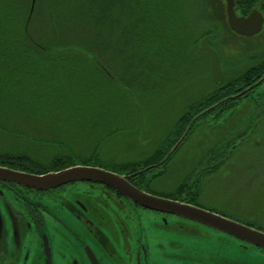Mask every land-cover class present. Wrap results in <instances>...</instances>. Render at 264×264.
Returning <instances> with one entry per match:
<instances>
[{
	"label": "rangeland",
	"instance_id": "1",
	"mask_svg": "<svg viewBox=\"0 0 264 264\" xmlns=\"http://www.w3.org/2000/svg\"><path fill=\"white\" fill-rule=\"evenodd\" d=\"M6 1L13 9L0 28L11 19L21 33L11 50L17 39L0 29V155L46 157L26 166L36 174L50 171L55 155L99 145L98 157H74V166L126 176L116 166L162 149L189 106L232 84L251 56L264 54V31L250 39L232 32L226 0H35L33 8V0H0L2 7ZM207 33L224 70L218 87L209 59L196 53ZM258 104L250 115L235 106L194 126L154 181L159 193L187 184L179 198L264 233V97ZM149 212L142 225L157 240L151 243L179 246L154 251L157 264H264L261 251L242 249L220 231Z\"/></svg>",
	"mask_w": 264,
	"mask_h": 264
},
{
	"label": "flooded vegetation",
	"instance_id": "2",
	"mask_svg": "<svg viewBox=\"0 0 264 264\" xmlns=\"http://www.w3.org/2000/svg\"><path fill=\"white\" fill-rule=\"evenodd\" d=\"M233 10L237 18H247L253 11H257L264 19V0H256L253 4L250 0H233ZM263 31L264 24L261 32L253 37L247 38L232 32L239 38L250 39L258 38ZM209 37V45L213 48L214 35L210 33ZM222 71L224 75V70ZM255 76L257 75L245 72L238 79L244 83L235 86V90H241L242 87L244 89L235 94L240 96L233 101H236V107L247 109L248 115L258 111V103L264 97V79L255 85L264 73L253 81ZM224 79L225 77L221 84L215 86L223 85ZM249 82L251 84L246 87L245 84ZM231 87L232 84L227 86ZM189 135L190 133L181 140L174 152ZM233 146L235 143H232L231 147ZM39 157L22 155L11 158L0 155V167L18 171V168L5 159H21L22 165L27 168L29 164L38 165L46 159ZM55 157L56 155L47 159L48 163L54 161ZM153 166L159 168L162 165ZM50 172L54 171L36 174L29 170L28 173L44 175ZM128 182L143 192L167 198L159 193L162 191L156 189L154 181ZM149 211L96 182L76 181L46 191H37L13 182L0 181V264H47L48 258L50 264H104L105 261L111 264H157L154 261V251L164 252L169 245L151 243V240H157L145 234L142 222L151 215ZM162 218L166 216L159 214V219ZM237 242L242 249L252 248L264 254V250L260 248L240 240ZM64 243L71 248L64 249ZM170 246L179 248L176 244ZM227 264L242 263L231 261Z\"/></svg>",
	"mask_w": 264,
	"mask_h": 264
},
{
	"label": "water",
	"instance_id": "3",
	"mask_svg": "<svg viewBox=\"0 0 264 264\" xmlns=\"http://www.w3.org/2000/svg\"><path fill=\"white\" fill-rule=\"evenodd\" d=\"M34 2L35 0L32 1V8ZM226 2L227 21L233 32L247 38L253 37L261 32L264 19L260 13L253 11L247 18H237L233 10V0H227ZM209 39L210 37L206 36L199 42L197 54H204L208 57L213 82L214 84H221L224 78L221 69V60L217 52L209 45ZM263 79L264 76L255 85H258L261 81H263ZM239 96L240 94L234 95L216 103L206 111L197 115L191 121L190 125L210 110L217 108L220 104L227 103ZM188 130L189 127H187L183 137ZM178 144L171 150L170 154L174 152ZM167 158L168 157H166V159ZM0 181L13 182L22 187L37 191H46L76 181L96 182L112 189L121 197L146 210L193 221L207 228L220 231L253 247L264 250L263 232L223 217L219 214L206 211L197 206L148 194L129 183L128 177L114 174L103 169L88 166H73L44 175H33L0 167ZM47 264H50L49 258L47 260Z\"/></svg>",
	"mask_w": 264,
	"mask_h": 264
},
{
	"label": "trees",
	"instance_id": "4",
	"mask_svg": "<svg viewBox=\"0 0 264 264\" xmlns=\"http://www.w3.org/2000/svg\"><path fill=\"white\" fill-rule=\"evenodd\" d=\"M137 2H138V0H134L135 5L137 4ZM254 2H256V0H250L251 4H253ZM146 3H147L146 0H142L140 2V5L141 6L146 5ZM152 4L155 6V4L153 2H152ZM10 5H11V3L8 4V1H6L5 6L2 7L1 3H0V19H2L3 15H4V17L7 16L8 12L13 9L12 6H10ZM10 22H11V19L8 22V28L5 26L2 29L1 28L0 29H1V32H5V33H2L3 37L5 35H7V36H12V37L7 38V39H15V38L17 39L16 42L15 41L13 42L14 44L11 43L12 46L10 47L11 50H17L16 44L20 38L21 28L18 25L11 26ZM7 32H9V33H7ZM209 34L210 33H207L205 35H209ZM205 35H203V37ZM51 38H52V36H51ZM1 49H2V45H0V51H1ZM0 56H1V52H0ZM1 61H3V59ZM1 61H0V70L2 71L3 67L1 65L2 64ZM248 61H249V64L250 63H253V64H251L248 67L249 70H247L246 74H253V75L256 74L257 76H255V78L253 80V81H256L259 78V76L260 75L262 76L264 73V54H261V56H260V54H257L255 56H251L248 59ZM243 83L244 82H241L240 80L237 79L236 81H234L232 83L231 88H227V87L220 88V87H218V89L216 91H214V93L208 95L207 97L203 98L202 100L195 102L193 105L189 106V108L186 109V111L182 114V116L180 117V119L176 123V125L174 127V131H173V134H174L173 137L170 140H168L165 145H162V149H158L157 151H155L154 155H152L148 158H145L140 162L125 163V164H121V165L116 166V167H118L121 171H123L122 172L123 174H126V176L128 177V181H130V180H132V181H145V183L155 181L160 176L164 175L166 164L172 158V156L175 152L173 154H171L169 157H168V155L170 154L172 148L174 147V145L176 144L178 139L184 134L187 127H189V130L187 132V135H188L189 133H191L193 127L198 125L202 119L207 118V116H210V118L213 117L212 118L213 121L219 120L220 118H223V116L225 115L226 112L232 111L235 108V106L237 105V104H235L236 101H229L227 103L220 104L217 108L210 110L207 114L203 115L199 120H197L196 122H194L193 124L190 125L192 119L195 116L199 115L200 113L206 111L207 109H209L211 106L215 105L216 103H219L220 101L242 91V89H244V87H242L241 90H235V88H236L235 86L241 85ZM250 84H251V82H249L245 85L247 87ZM246 134L247 133L245 132V135ZM243 137L244 136H242V135L240 137H235L233 140V143H235V141L241 140ZM98 148H99V145H96V147L93 150H91L89 153L81 154V155L76 153L75 151H68L67 153L65 152L64 155L58 154V155H56L55 160L50 162L53 164V167L51 168V170L52 171H59V170L66 169V168H69V167L76 165V164H74V159L76 157H81L83 159V161H90L93 157H98L100 155ZM71 150H73V149L71 148ZM65 155H67V156H65ZM85 156H87V157H85ZM166 157H168V158L166 159ZM5 160L10 161V164L12 166L18 168L16 170L22 171V172H27V173L29 172V170L27 168H25L24 165H22L23 161L21 159H10V158L8 159L7 158ZM164 160H165V162H163ZM161 162H163V163H161ZM155 164L162 165L164 167V169L163 170L161 169L162 166L159 168H156L155 166H153ZM154 170L157 172L151 176H148V173H151ZM188 188H189V185H187V184L180 185V188L177 189V192L170 193L168 196L165 195L164 197H167V198H170L173 200L182 201L184 203L196 206L197 203L187 202L186 200L179 198L180 193L187 191ZM245 225H248V224H245ZM249 227H253V226L250 225Z\"/></svg>",
	"mask_w": 264,
	"mask_h": 264
}]
</instances>
